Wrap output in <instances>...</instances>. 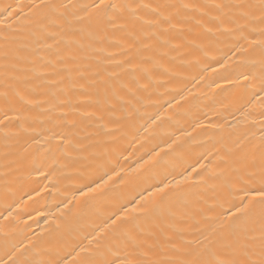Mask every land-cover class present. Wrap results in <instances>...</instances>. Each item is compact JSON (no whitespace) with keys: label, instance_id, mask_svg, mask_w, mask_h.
Segmentation results:
<instances>
[{"label":"bare ground","instance_id":"bare-ground-1","mask_svg":"<svg viewBox=\"0 0 264 264\" xmlns=\"http://www.w3.org/2000/svg\"><path fill=\"white\" fill-rule=\"evenodd\" d=\"M92 2L0 0V261L78 264L79 248H94L107 218L142 190L128 184L140 158L169 144L168 179L187 177L167 201L173 214L138 221L139 246L109 258L151 262L170 243L203 240L227 228L241 200L250 210L236 222L258 234L264 0H110L140 17L125 9L116 27L97 24ZM101 115L121 129L116 150ZM112 168L125 179L113 176L107 196L89 193Z\"/></svg>","mask_w":264,"mask_h":264},{"label":"snow or ice","instance_id":"snow-or-ice-1","mask_svg":"<svg viewBox=\"0 0 264 264\" xmlns=\"http://www.w3.org/2000/svg\"><path fill=\"white\" fill-rule=\"evenodd\" d=\"M44 7L55 12L60 8L67 9L68 5L47 4ZM88 7L94 10L96 22L99 25L107 24L108 26L116 27L118 15L125 9L130 10L132 17L137 20L140 19L135 10L131 9L130 5L114 3L110 2V0H93L92 4ZM142 7L149 6L143 5ZM184 7H187V5H184ZM60 15L63 16V13ZM147 23L151 24L153 22L148 21ZM262 64H264V61H262ZM243 79L248 80L249 77L244 76ZM259 92L264 93V73L261 75ZM253 95L257 96L262 102L261 106L264 107V95H259L258 93H254ZM88 99L91 100V97H88ZM100 103V100L97 99V106ZM84 115L91 118L96 113L86 112ZM97 120L99 121V132L106 139L113 141V150L118 149L119 138L122 135L120 127L108 128L103 122V115L97 117ZM173 144H175V141H173ZM167 147L168 149H172V151L165 149L159 151L153 150L151 153L146 154L147 159L144 157L140 158L139 168L141 171L137 175L130 177L128 184L142 190L136 196H133L132 199L127 200L126 203L119 204L116 211L107 218L104 226L100 229L99 235L93 236V240L89 241L90 244L93 241L95 242L94 248H79V252L76 253L77 256L83 255L78 264H128L126 260H120L119 257L110 259L109 256L129 245L134 247L139 246L140 236L144 228L138 221L163 215L165 211L169 215L173 214L171 208L167 205V201L175 195L172 190L180 183L186 181L187 177H184L180 181L168 179L174 169V161L171 157L177 149H173L172 144H169ZM260 168L264 172V147H262L261 152ZM111 171L113 175H109L107 171H104L97 179L85 185L87 191L89 193H96L98 197L107 196L111 191L108 188V184L112 181L113 176L119 177V180L116 181L117 183L125 179L121 175L123 169L117 172L115 168H112ZM144 185H148V187L145 188L143 187ZM150 190L158 199L150 203H144L146 198L143 193ZM255 196L259 197L258 203L261 205L258 213V234L247 223L237 224L236 221L242 219L250 210L251 202L241 200L239 206L233 205L235 208L234 212L230 211L226 214L231 220L226 229L221 227L219 230H214L211 236H205L203 240L184 241L181 245L170 243V250L161 258L151 262L138 261L137 264H264V191L256 192ZM181 239L183 238L181 237ZM0 264H7V262L0 261ZM12 264H60V261L55 259H16L12 261ZM64 264H68V262L65 261Z\"/></svg>","mask_w":264,"mask_h":264}]
</instances>
